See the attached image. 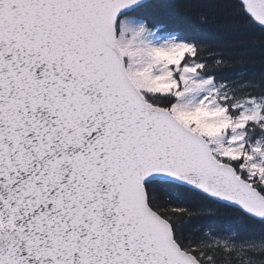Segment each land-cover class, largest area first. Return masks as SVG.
<instances>
[{
    "label": "snow or ice",
    "instance_id": "1",
    "mask_svg": "<svg viewBox=\"0 0 264 264\" xmlns=\"http://www.w3.org/2000/svg\"><path fill=\"white\" fill-rule=\"evenodd\" d=\"M0 264H264V0H0Z\"/></svg>",
    "mask_w": 264,
    "mask_h": 264
}]
</instances>
